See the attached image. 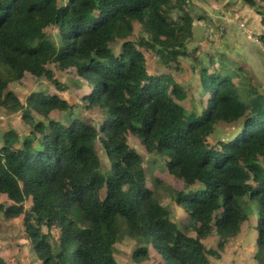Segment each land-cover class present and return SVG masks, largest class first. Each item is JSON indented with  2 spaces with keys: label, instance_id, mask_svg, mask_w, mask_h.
Returning <instances> with one entry per match:
<instances>
[{
  "label": "trees",
  "instance_id": "trees-1",
  "mask_svg": "<svg viewBox=\"0 0 264 264\" xmlns=\"http://www.w3.org/2000/svg\"><path fill=\"white\" fill-rule=\"evenodd\" d=\"M243 2L254 9L264 5ZM189 4L0 0V110L19 113L28 131L20 137L11 129L2 136L0 214L7 221L22 219L24 237L41 264H118L113 247L123 232L143 242L132 251L136 264L148 259L149 244L166 264H210L208 257L219 258L252 215L249 201L261 215L254 258L264 253V93L246 78L243 86L235 84L239 72L201 67L202 110L192 106L186 114L185 91L169 74L147 70L146 51L175 71L180 57L194 53L187 47ZM260 23L264 27V16ZM135 24L141 35L127 40ZM50 27L58 44L46 34ZM48 65L70 70L81 82L79 104L98 111L99 126L82 120L66 126L49 118L53 111H73L57 95L34 93L22 103L10 91L26 75L67 90ZM239 121L233 138L208 143L216 125ZM129 137L147 154L164 157L168 175L181 181L182 190L171 191V198L188 218L184 231L146 186L144 159ZM197 185L199 190H190ZM212 234L216 250L201 242ZM0 264H6L1 257Z\"/></svg>",
  "mask_w": 264,
  "mask_h": 264
},
{
  "label": "rangeland",
  "instance_id": "rangeland-1",
  "mask_svg": "<svg viewBox=\"0 0 264 264\" xmlns=\"http://www.w3.org/2000/svg\"><path fill=\"white\" fill-rule=\"evenodd\" d=\"M63 2H65V0H59L60 5L63 4ZM189 2L188 10L193 19V23L191 29L192 39L188 42L187 47L194 53L190 57H180V69L175 71L164 67L157 55L149 51L145 52L147 70L150 74H169L174 82L185 91L186 101H183L181 105L185 109L186 114L189 113V108L192 106L196 109V113H200L202 110L204 94L199 86L198 80L201 67L211 69L216 66L222 69L221 66H223L230 73L240 72L239 70L230 68L229 64L233 62L229 58H224L225 55L222 54L221 56V54L218 53L226 50V54L230 53L232 56H236V52L233 51V48L222 46L220 49L215 47L216 42L219 41V37L216 35L209 39L210 35H205L208 24L213 26V24L215 25L217 23L214 19H223L227 24H235L236 27L241 24L247 27L252 37L259 40H257L258 44L256 45L261 46L262 50H264V44L260 42L264 40L260 39L261 37L264 38V27L260 23L261 18L264 16V5L257 4L258 8L254 9L246 6L243 0H189ZM198 15L203 16L199 21L196 18ZM169 16L171 19L177 20V15L174 12ZM211 19L215 22L213 23ZM221 20L218 21L222 23ZM208 30H210V28ZM140 32L141 29L139 30V26L135 24L134 31L132 35L127 36V40L137 39L138 36L141 35ZM46 34L50 40L58 44L57 30L55 28H47ZM121 43L122 42L118 40L112 47L115 54L118 53ZM48 68L54 73L57 81L67 90L58 91L45 79L37 80L26 75L21 82L11 83L9 85L10 91H12L22 103L34 93L57 95L59 98L73 105V111H53L49 114V118L61 124L64 123L66 126L70 124L71 120H82L95 127L99 126L102 119L98 111H87L79 104L81 95L85 91L81 82L75 78L70 70L60 71L55 65H48ZM240 78H242V74H240L237 79L235 78L237 82L234 83L243 86L245 79L240 82ZM254 85L255 89L264 93V82H255ZM242 97L246 99L245 93ZM36 119L43 120L40 117H36ZM241 123L242 121L228 125H216L213 133L208 137V143L212 144L220 140L225 142L233 138L241 129ZM11 129L15 130L20 137L28 132L27 127L21 121L19 113L8 114L0 110V145L2 143L3 134ZM129 144L133 146L144 159L146 186L154 192L159 203L170 211L172 219L175 221L178 228L184 231V228L188 224V218L180 207L174 205L171 198V191L182 190L183 185L181 181L168 175L165 170L166 159L164 157L147 154L139 142L133 137H129ZM259 161L264 169V158ZM197 189H200L198 185L192 187L190 190L194 191ZM0 203H2L1 200ZM29 206L28 202L25 203V209H28ZM248 206L251 209L252 215L250 214L251 216H249V219L242 225L241 232L235 239L226 243L222 251L218 252L219 258H213L212 256L208 257L210 264H264V253L260 255L259 261L254 258L256 252V231L254 226L256 224L255 221L261 216L260 209L255 201H249ZM22 228L21 218L7 221L0 214V256L5 252L3 249L6 247L7 243H9V238L20 239L19 237L21 235L23 236L24 233ZM42 231L45 232V229ZM187 235L190 237L195 236L193 232H187ZM201 242L206 249L216 250L217 238L214 234L201 240ZM142 244L143 242L141 240L130 239L125 232L120 234L113 247V254L116 262L118 264H136L132 259V251L137 247H142ZM12 249L14 250L15 247H12ZM23 251H26V247L23 248ZM14 253L15 250L9 253L12 258ZM148 255L147 260L138 264H166L161 255L158 254L150 244L148 247ZM34 258V252L29 250L27 258H25L22 264H37Z\"/></svg>",
  "mask_w": 264,
  "mask_h": 264
},
{
  "label": "crops",
  "instance_id": "crops-1",
  "mask_svg": "<svg viewBox=\"0 0 264 264\" xmlns=\"http://www.w3.org/2000/svg\"><path fill=\"white\" fill-rule=\"evenodd\" d=\"M217 23L213 26L208 24V29L206 30L205 35H210L209 39L213 36H218L219 41L216 42L215 47H232L233 51L236 52V56H232L230 53H225L226 50L218 52L219 54L225 55L224 58H229L233 63H228L229 67L232 69L239 70V75L242 74V79L246 78L247 82L250 81V85L255 87L254 83H263L264 82V50H262L261 46L252 43L248 40L242 31L239 29V25L236 27L235 24H227L225 20H221L220 18L214 19ZM214 20L213 23L215 22ZM218 20H221L222 23ZM199 21V20H198ZM214 30H213V29ZM264 44V40L260 41ZM196 45V44H195ZM221 49V48H220ZM190 51H192L190 49ZM223 58V59H224ZM237 79V78H236ZM241 79V78H240ZM240 80V82L242 81ZM234 82L236 83L237 80ZM248 83V84H249ZM258 90V89H257ZM27 203V202H26ZM25 206V205H24ZM23 231V228H22ZM24 233V232H23ZM17 238H9V243H7L6 247H4V251L1 254V258L6 262V264H22V262L27 258L28 251H33L31 244L29 241L21 235ZM12 247H15V253L13 254V258L9 254L11 251H14ZM26 247V251H23V248ZM10 248V250H9ZM34 261H37V264H41L36 257ZM30 264V263H27Z\"/></svg>",
  "mask_w": 264,
  "mask_h": 264
},
{
  "label": "built area",
  "instance_id": "built-area-1",
  "mask_svg": "<svg viewBox=\"0 0 264 264\" xmlns=\"http://www.w3.org/2000/svg\"><path fill=\"white\" fill-rule=\"evenodd\" d=\"M239 27V29L242 31V33L245 35V37L248 39V40H250L252 43H254V44H258V41L256 40V39H254L253 37H252V35L250 34V31L248 30V28L247 27H245V26H243L242 24L241 25H239L238 26Z\"/></svg>",
  "mask_w": 264,
  "mask_h": 264
}]
</instances>
